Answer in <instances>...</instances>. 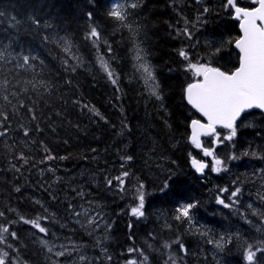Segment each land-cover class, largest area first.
Here are the masks:
<instances>
[{
  "label": "trees",
  "instance_id": "1",
  "mask_svg": "<svg viewBox=\"0 0 264 264\" xmlns=\"http://www.w3.org/2000/svg\"><path fill=\"white\" fill-rule=\"evenodd\" d=\"M225 2L143 0L140 8L131 10L129 22L141 28L136 42L146 52L160 84L163 99L157 101L149 96L141 73L134 67L136 61L133 59L135 52L131 34L127 29L115 31L117 25L106 17L107 0H0V12L3 13L0 16V50L9 45L7 52L13 55L38 56V60L31 61L35 65L36 79L47 80L52 85L50 94L37 96L30 88L25 94L20 88L25 80L33 78L34 72L16 69L15 60L8 63L0 61V80L7 78L10 81L3 94L9 95L12 102L9 104L0 98V109L10 116L5 125L10 131L0 137V211L6 214L0 218V223L17 221L11 228L18 232L19 240L9 239V242L19 250L20 259L27 260L28 264H50L45 251L36 242L41 234L33 236L36 230L19 222L18 216L34 218L38 214L46 215V207L59 218L60 223H65L69 200L76 205L77 211L82 204L87 207L90 201L98 203L101 207L97 211H102L106 222L112 225L107 233L109 239L103 241L112 260L104 264H124L133 256L139 259L138 253H127L129 247L143 249L149 256V264H164L170 252L175 253L178 259L183 256L180 264H244L240 250L242 241L234 239L223 251H217L206 242L207 239H218L221 234L236 232L249 242L264 239V233H258L253 225L244 223L248 226L242 227L239 222L230 220V215L226 220L228 225L220 222L221 227L218 226L210 206L212 197L207 194L211 187V175L201 180L189 165V153L192 156L197 154L188 141V125L191 119L198 117L183 99V88L190 82L191 73L184 71V62L178 57L176 49L199 41L192 54L207 60V53L212 50L207 42H213L216 47L225 42L223 50L213 58L214 66L224 70L236 66L237 54L233 44L226 42L230 39L234 41L237 28L231 13L222 7ZM204 7L211 11L203 15L202 23L197 22L196 17ZM89 11L94 13L93 22L101 26L102 35L112 46L111 65L119 76L120 91L100 71L95 48L84 39L90 23L87 18ZM29 15H35L40 20L39 28L30 23L27 19ZM13 16L21 21L16 27L10 26ZM184 18L194 25L191 42L176 35V29L184 27ZM45 23L52 27L45 28ZM45 35L50 40L53 36L68 37L73 45V54L82 57L83 65L75 72H65L61 60L68 57L61 47L50 40L44 41ZM102 50L107 51L103 47ZM40 60L44 61L43 65ZM69 62L75 63L72 60ZM17 80L20 83H16ZM13 91L18 96L13 97ZM20 99L33 107L34 112L29 113L26 107H19ZM14 104L18 107V114L12 107ZM90 107H95L104 119L90 112ZM32 115L37 119L32 120ZM125 124L128 127L123 135H118ZM21 125L29 129L28 136L24 135ZM239 127L245 129L246 134L237 135L234 143L219 145L217 154L227 156L231 154L230 148H234L233 152L241 156V149L250 147L264 154V119L261 114L250 112ZM218 132L222 136L227 134L224 130ZM205 140L204 147H211L212 138ZM42 145H46L53 156L68 158L39 163L46 154ZM21 153L30 158L28 164L18 159ZM123 155L133 156V160L126 165V169L133 174L128 187L138 178L145 184L146 191L151 193L146 201V216L140 220L126 214L133 203L131 194L119 192L115 182L112 187L105 183V177L120 174V157ZM237 162L239 168L236 166L235 176L245 183L263 160L241 156ZM48 167L55 168V173L46 171ZM16 168L20 171L17 172ZM41 170H45L43 175ZM219 175L224 177L229 174L222 172ZM56 177L63 179L56 181ZM169 177H172L170 187L161 193L160 189ZM254 183L251 181L248 185ZM16 188L20 191L17 192ZM73 189L83 190L84 198L78 197ZM252 192L249 190L250 196ZM50 193L56 199H52ZM36 200H40L44 207L36 204ZM193 200L199 201L193 212L194 223L202 231L210 230L208 237H201L195 230L190 231L187 222L173 219L179 203ZM129 222L134 225L131 230L128 229ZM45 223L61 237L55 243H67L63 237L71 236L77 243L85 245L84 254L89 257L100 255L94 244L96 237H103L102 229L89 236L71 221L65 229H61L59 224ZM166 224L171 227H166ZM149 233L152 235L149 236ZM130 235L132 239H129ZM177 237L188 249L187 255L179 251L177 244L170 249L162 247L164 241L171 242ZM47 238L52 239L51 236ZM149 244L152 248L148 247ZM5 250L11 251L6 247ZM60 259L61 264H66V258ZM261 261L264 264V257Z\"/></svg>",
  "mask_w": 264,
  "mask_h": 264
},
{
  "label": "snow or ice",
  "instance_id": "2",
  "mask_svg": "<svg viewBox=\"0 0 264 264\" xmlns=\"http://www.w3.org/2000/svg\"><path fill=\"white\" fill-rule=\"evenodd\" d=\"M200 2L201 0H197V3ZM251 3L254 6L242 7L240 6L239 0H226L222 5L225 11L230 12L233 18L239 21L240 35L237 36L234 41L230 39L226 42L234 44V48L237 50V66L229 70L214 66L213 58L223 50L225 42H221V46L219 47H216L211 41L207 42V46L212 49L207 53V60H205L203 56H194L192 54L193 50L198 47L199 41H197L196 44L188 43L176 49L178 57L184 62V71L191 73L190 82L186 83L183 88V99L203 118H193L188 125L190 129L188 141L195 148L200 149L204 157L210 158L209 161L197 159L189 153L191 167L201 175H203L208 168H210L213 173L229 172V162L239 160L241 156H251L255 159L264 160V154L251 147L245 149L244 152L241 153V156L236 155L234 152L224 157L217 154L219 145H223L225 142H234L240 122L250 113V110L258 109L264 112V0H251ZM142 4L143 0H107L106 17L117 25L115 31L127 29L131 34L130 38L134 41L133 50L135 52L133 59L136 61L134 67L141 73V78L143 79L149 96L155 97L157 101H162L161 88L155 75L154 67L147 60V54L140 43L136 42L141 28L139 25H134L129 22V18L132 15L131 10L140 8ZM210 11L208 7H204L203 12L196 17L197 22L202 23L203 15ZM0 16H3L2 12H0ZM93 17L94 13L89 11L87 13V18L90 23L84 39L91 42L95 48L96 63L99 65L100 71L106 75L112 85L117 86V91H120L118 87L119 76L111 65L112 46L102 35L103 29L101 26L93 22ZM11 19L13 23L10 26L12 27H16L21 23L15 16ZM27 19L32 25L37 28L40 27V20L36 18L35 15H29ZM193 26L192 22L184 18V27L176 29L177 37H183L186 41L191 42L194 37L192 31ZM44 27L51 28L52 25L45 23ZM43 40L49 41L50 37L45 35ZM50 42L61 47V50L68 57L62 58L61 60L65 72H75L78 67L83 65L82 57L73 54V45L68 37L53 36ZM8 47L9 45H4L3 50H0V61L8 63L10 60H15L16 69L34 72L35 65L31 63V61L38 60V56L31 54L23 55L21 53L13 55L11 52H7ZM102 47L107 51H103ZM70 60L75 61V63H70ZM40 64L43 65L44 61L40 60ZM16 83H20V81L17 80ZM23 83L24 86L20 88V91L25 94L28 93L30 88L37 96H42L44 93L50 94V89L52 88V85L47 80H37L35 72L31 80H25ZM66 83H71V81H67ZM9 85V79L5 78L0 80V98L11 104L12 102L9 95L3 94ZM11 95L16 97L18 93L13 91ZM18 105L19 107H26L29 113L34 112V108L26 105L23 99L18 100ZM12 107L16 110V114H18L17 105L14 104ZM89 111L96 116H100L101 119H104L95 107H90ZM9 119V114L5 110L0 109V129H2L0 130V137L6 136L10 131L9 127L5 126ZM31 119L36 120L37 117L32 115ZM20 127L24 135L28 136L29 129L23 125ZM127 127L126 124L123 125L118 135H123L124 129ZM217 128L227 130V134L222 136L221 133L217 131ZM39 130V126L37 125V131ZM202 137L212 138L211 147H204ZM42 147L46 154L39 163L43 164L47 161H54L56 159L65 160L68 158L65 156H53L46 145H42ZM18 159L22 160L24 164H28L30 158L21 153ZM120 159L122 161L120 165V174L115 177H105V183L108 187H112L115 182L119 192L125 195L130 193L133 203L126 214L137 220L143 219L146 216L147 197L151 195V193L146 191L145 184L138 178L131 187H128L129 178L132 177L133 174L130 170L126 169V165L133 160V156L123 155ZM173 163L175 162L173 161ZM33 166L35 167V165ZM13 167L15 168V165H13ZM15 170L17 172L20 171L19 168ZM45 170L53 174L56 171L53 167H48ZM45 170H41L40 174L43 175ZM62 179V177H56V181H61ZM250 179L253 182L259 180L261 188L264 189V169L256 170L251 175ZM171 180L172 177H169L168 180L164 181L163 187L160 189L161 193H164L170 187ZM242 184L243 181H241L239 177L233 180L232 185L234 186V190L226 197L224 194L228 193L230 189L228 187L219 188L217 190L218 194L215 198V202L217 205L223 206V208L234 210V215L240 216L247 224L253 225L258 233H264V211L254 207L251 203L248 204L251 215L259 218V224L254 225L253 221L248 219V214L244 211H240L237 207L240 203L239 198L243 191L242 187L237 185ZM15 190L19 192L20 188H16ZM73 191H75L76 195L81 199L84 198L85 192L83 190L77 191L73 189ZM50 195L52 194L50 193ZM52 199H56V197L52 195ZM66 199L68 198L66 197ZM257 199L261 203H264V191H257ZM34 202L44 207L40 200ZM93 204L95 205L94 207L92 206ZM198 204L199 201L195 200L179 203L175 209L176 214L173 219L187 222L190 231L195 230L201 237H208L210 230L205 229L202 231L201 228L197 227L194 223L193 212L198 207ZM100 207L98 203L90 201L87 207L82 204L80 205V210L77 211L76 205L69 200L66 208L67 220L65 223H60L59 218H57L54 213L49 212L46 207L44 208V212L47 213L46 215L38 214L34 218H26L23 215H19L18 221L30 225L32 229H35L36 231L33 233V236H35L36 233L41 234L36 242L40 245L41 249L45 251L46 258L50 261V264H61L60 258H66V264H104L105 261L110 262L112 260V256L108 254L107 249L103 245V241L109 239L107 233L112 228V225L106 222L102 211H97ZM8 211L15 212L16 210L8 209ZM122 211L124 210L122 209ZM5 215L4 211H0V218L5 217ZM68 221L79 225L89 236H94L98 229L104 231L102 238H95L94 247L100 250L99 256L89 257L84 254L83 249L85 245L77 243L71 236L63 237L67 243H55V241L61 239V237L58 233L51 231V229L46 226L45 222L59 224L61 229H65L69 226ZM15 223H17L15 220H8L0 223V245H4L7 249L11 250L8 251L5 250V247H0V264H28L27 260L19 258V250L9 242V239L12 241L19 240L18 232L13 231L11 228ZM165 226L171 227L167 224ZM133 227V223L129 222L128 229L131 230ZM151 235L152 234L149 233V236ZM49 236H51L52 239H48L47 237ZM129 239H132L131 235ZM234 239L242 241L240 250L242 251L244 264H262L261 257H264V239L252 240L249 242L242 237L240 232H236L227 235L221 234L218 239L209 238L206 242L212 245L217 251H223ZM173 244L179 245V251L187 255L188 249L180 241L179 237L171 242L164 241L162 247L164 249H170ZM148 247L152 248V245L149 244ZM156 251H159V249H156ZM13 253H16V255L13 256ZM127 253H138L140 258L137 259L133 256L125 260L124 264H149V256L144 253L143 249L129 247ZM182 260L183 256H180L178 259L175 253L170 252L164 260V264H180Z\"/></svg>",
  "mask_w": 264,
  "mask_h": 264
},
{
  "label": "flooded vegetation",
  "instance_id": "3",
  "mask_svg": "<svg viewBox=\"0 0 264 264\" xmlns=\"http://www.w3.org/2000/svg\"><path fill=\"white\" fill-rule=\"evenodd\" d=\"M239 3H240V6H242V7L252 6L251 0H239ZM231 17H232V15H231ZM234 23H235V27L237 28V36H239V30H238L239 22L237 20H234ZM235 54H236V52H235ZM237 62H238V55H237ZM261 116L264 119V115L261 114ZM244 134H246L245 129H243L242 127H239L237 135H244ZM234 142H235V140H234ZM238 150H240V148H238ZM244 150H245V148L241 149L242 152H244ZM233 151H234V148H230L231 154L233 153ZM217 152H218V148H217ZM196 154H197L196 155L197 159H204L202 151L196 150ZM235 165H237L239 167L237 161H231V163L229 164L230 171L226 172L229 175H225L224 177H220L217 174H213V175H211V177H209V184H211V187L209 188V192L207 194L212 197V199L210 201L211 202V205H210L211 210H212L213 214L217 217L218 226H220V227H221L220 222L221 223L223 222L226 225L229 224V221L228 222L226 221L228 218L227 217L228 215H230L232 217V219H230V220H235V221L239 222L242 227L248 226L247 224L244 225V223H246V222L240 216L233 214L234 210L223 208V206L217 205L215 202V198L218 194L217 190L219 188L228 187L230 189V191L228 193L224 194L225 197L230 195L231 191L234 190V186L232 185V181L237 178L235 176V174H236L235 173L236 172V166ZM258 169H264V160L262 162V165L258 166ZM245 181H247V182L243 183L242 185H237V186H241L242 190H243L242 195L239 198L240 203L237 207L239 208L240 211L246 212L248 214V219L252 220L253 224L255 225L256 223H259V221H257V220H259V218L251 215V211L248 209V204L251 203V204H253L254 207L260 208L262 211H264V203H261L257 199V191L258 190L264 191V189L261 188V184H260L259 180L254 181L255 183L252 186L248 185V182L250 183L252 181L251 179H248ZM204 186H205V184H204ZM249 190L253 191L252 196H250ZM221 217H222V219H221Z\"/></svg>",
  "mask_w": 264,
  "mask_h": 264
},
{
  "label": "water",
  "instance_id": "4",
  "mask_svg": "<svg viewBox=\"0 0 264 264\" xmlns=\"http://www.w3.org/2000/svg\"><path fill=\"white\" fill-rule=\"evenodd\" d=\"M238 30H239V25H238ZM239 35H240V30H239ZM233 48H234V44H233ZM234 50H235V52L237 53V50L234 48ZM185 103L187 104V102L185 101ZM187 106L188 107H190L191 108V106H189L188 104H187ZM192 109V108H191ZM194 112H195V110L194 109H192ZM251 111H256V112H259V113H261L262 115H264V112H261L260 110H258V109H253V110H250V112ZM195 114L197 115V117L198 118H196V119H203L202 117H200L199 116V114L198 113H196L195 112ZM217 129H223V128H217ZM225 130V129H224ZM189 135H190V129H189ZM203 138H206V137H202V139ZM191 144V143H190ZM200 150V149H199ZM201 151V150H200ZM207 157H204V159H206ZM190 165V167H191V163L189 164ZM191 169H192V171L194 172V174L196 175V177H198V178H203L204 176H205V172H204V174L203 175H201V174H199V173H197L192 167H191ZM207 170V169H206ZM205 170V171H206Z\"/></svg>",
  "mask_w": 264,
  "mask_h": 264
},
{
  "label": "rangeland",
  "instance_id": "5",
  "mask_svg": "<svg viewBox=\"0 0 264 264\" xmlns=\"http://www.w3.org/2000/svg\"><path fill=\"white\" fill-rule=\"evenodd\" d=\"M236 138H237V136H236ZM208 159H210V158L208 157ZM118 232L120 233V232H122V231L118 230ZM64 262L66 263V261H64Z\"/></svg>",
  "mask_w": 264,
  "mask_h": 264
}]
</instances>
